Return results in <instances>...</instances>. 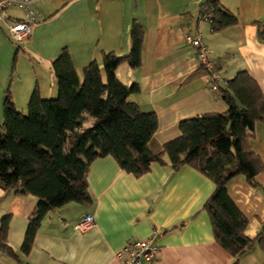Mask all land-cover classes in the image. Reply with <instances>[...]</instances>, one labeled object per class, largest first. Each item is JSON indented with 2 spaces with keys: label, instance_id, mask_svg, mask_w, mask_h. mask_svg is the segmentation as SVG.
<instances>
[{
  "label": "crops",
  "instance_id": "obj_1",
  "mask_svg": "<svg viewBox=\"0 0 264 264\" xmlns=\"http://www.w3.org/2000/svg\"><path fill=\"white\" fill-rule=\"evenodd\" d=\"M206 1L34 0L32 8L43 20L22 42L15 40L9 26L23 21L24 12L8 7L0 23V124L9 90L14 101L26 107L37 86L43 97L55 96L52 63L64 50L82 78L84 68L94 61L101 64L105 53H129L135 22L144 29L142 65L136 70L123 63L117 76L126 84H139L131 100L157 114L159 126L149 145L153 151L181 135L182 119L225 112L228 105L221 90L240 70L249 71L264 93V40L258 30L264 0H219L238 19L220 31H213L202 15ZM187 32L201 34L208 46L221 76L219 91L211 90L209 73L186 41ZM86 119L88 127L93 118ZM250 145L264 163V121L256 124ZM164 159L139 176L111 155L95 159L88 172L92 203L70 202L50 211L29 255L21 246L37 198L0 187V217L11 215L8 239L22 260L0 251V263L122 264L116 254L128 240L152 238L160 250L142 264H232L234 258L217 241L204 205L215 182L191 164L173 169L169 158ZM256 178L257 186L243 174L228 184L229 194L248 218L245 233L252 239L264 231V168ZM87 214L94 215L96 225L78 229ZM239 264H264V244L256 240Z\"/></svg>",
  "mask_w": 264,
  "mask_h": 264
},
{
  "label": "trees",
  "instance_id": "obj_2",
  "mask_svg": "<svg viewBox=\"0 0 264 264\" xmlns=\"http://www.w3.org/2000/svg\"><path fill=\"white\" fill-rule=\"evenodd\" d=\"M206 5L213 31L238 23L237 16L219 0H207ZM258 27L264 40V20ZM143 34L135 22L129 53H105L101 64L94 61L84 68L82 78L71 54L64 50L52 63L57 94L43 97L37 86L26 112L7 92L0 124V187L37 198L21 246L24 255L31 252L50 211L70 202L92 203L89 168L95 159L108 155L137 176L148 172L153 162H165V156L173 169L195 166L215 182L204 205L217 241L234 258L232 264H239L256 240L264 244V231L255 239L246 235L248 218L228 192L229 182L238 174L257 186L256 177L264 168L250 145L256 124L264 121L260 84L249 71L240 70L221 90L228 105L225 112L182 119L181 135L153 151L149 145L159 126L157 114L143 111L131 100L140 91L139 84H126L117 76L123 63L136 70L142 65ZM87 115L93 122L85 127ZM11 218L10 214L0 217V251L21 262L8 239Z\"/></svg>",
  "mask_w": 264,
  "mask_h": 264
},
{
  "label": "built area",
  "instance_id": "obj_3",
  "mask_svg": "<svg viewBox=\"0 0 264 264\" xmlns=\"http://www.w3.org/2000/svg\"><path fill=\"white\" fill-rule=\"evenodd\" d=\"M34 0H0V23L6 19V9L10 6H16L24 12L23 21H15L10 24L9 30L17 42H22L33 32L34 24L43 20V16L37 10L32 8ZM202 15L210 20L211 12L207 5L203 7ZM211 21V20H210ZM186 41L197 50L200 63L208 73L211 82V90L219 91L221 80L220 72L215 62L210 56V51L203 40L201 34L194 35L187 32ZM96 225L94 215L87 214L77 225L78 229L87 230ZM160 246L155 244L152 238L130 239L117 252L116 258L122 264H142L145 261H151L157 255Z\"/></svg>",
  "mask_w": 264,
  "mask_h": 264
},
{
  "label": "rangeland",
  "instance_id": "obj_4",
  "mask_svg": "<svg viewBox=\"0 0 264 264\" xmlns=\"http://www.w3.org/2000/svg\"><path fill=\"white\" fill-rule=\"evenodd\" d=\"M16 103V102H15ZM22 102H17L16 105L19 107L20 110H22L23 112L27 111V107L26 105L24 106V104H21ZM26 104V103H25ZM87 120V119H86ZM3 122V121H2Z\"/></svg>",
  "mask_w": 264,
  "mask_h": 264
},
{
  "label": "water",
  "instance_id": "obj_5",
  "mask_svg": "<svg viewBox=\"0 0 264 264\" xmlns=\"http://www.w3.org/2000/svg\"><path fill=\"white\" fill-rule=\"evenodd\" d=\"M22 191H24V190H22Z\"/></svg>",
  "mask_w": 264,
  "mask_h": 264
}]
</instances>
